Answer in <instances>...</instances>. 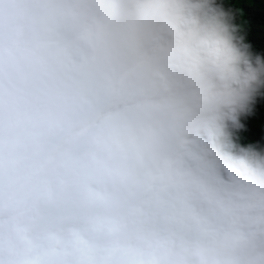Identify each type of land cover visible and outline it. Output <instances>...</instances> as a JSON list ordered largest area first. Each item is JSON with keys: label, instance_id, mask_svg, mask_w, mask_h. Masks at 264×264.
<instances>
[{"label": "clouds", "instance_id": "1", "mask_svg": "<svg viewBox=\"0 0 264 264\" xmlns=\"http://www.w3.org/2000/svg\"><path fill=\"white\" fill-rule=\"evenodd\" d=\"M252 22L264 0H0V264H264Z\"/></svg>", "mask_w": 264, "mask_h": 264}, {"label": "trees", "instance_id": "2", "mask_svg": "<svg viewBox=\"0 0 264 264\" xmlns=\"http://www.w3.org/2000/svg\"><path fill=\"white\" fill-rule=\"evenodd\" d=\"M253 0H249L252 3ZM253 26V35L258 42H261L264 39V24L258 25L257 23L252 22Z\"/></svg>", "mask_w": 264, "mask_h": 264}, {"label": "snow or ice", "instance_id": "3", "mask_svg": "<svg viewBox=\"0 0 264 264\" xmlns=\"http://www.w3.org/2000/svg\"><path fill=\"white\" fill-rule=\"evenodd\" d=\"M240 2L243 3V0H240ZM249 39L252 40V39H255V37H254V36H249ZM255 131H256V130H255L254 128L250 129V134H251L252 132H255Z\"/></svg>", "mask_w": 264, "mask_h": 264}]
</instances>
